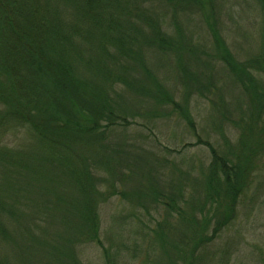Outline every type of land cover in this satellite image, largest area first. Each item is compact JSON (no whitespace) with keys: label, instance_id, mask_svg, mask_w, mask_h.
I'll list each match as a JSON object with an SVG mask.
<instances>
[{"label":"rangeland","instance_id":"obj_1","mask_svg":"<svg viewBox=\"0 0 264 264\" xmlns=\"http://www.w3.org/2000/svg\"><path fill=\"white\" fill-rule=\"evenodd\" d=\"M185 7L175 20L171 7L162 8L167 30L179 39L180 61L173 51L147 50L155 77L136 70L130 88H117V110L126 120L111 131L99 165L107 179L100 183L105 193L96 203L102 242L82 239L80 220L69 221L70 214L57 207L56 195L67 184L48 195V207L36 208L32 192L21 188L24 180L2 175L0 182L11 184L9 202L21 203L31 233L22 232L17 241L0 237V255L8 264H67L70 258L82 264H264V103L257 96H264V0H210L196 13ZM220 46L233 62L250 66L258 93L230 69ZM158 84L176 105L156 100L152 88ZM248 131L250 146L260 142L248 187L232 220L211 240L193 245L189 237L201 223L205 226L209 218L207 236L215 226L214 205L206 201L213 160L206 143L218 154H237L247 149L240 139ZM11 135L20 146L28 142L24 134ZM33 179L26 181L27 190H36ZM162 196L175 199L184 215ZM35 198L44 201L38 194ZM36 214L44 219H32Z\"/></svg>","mask_w":264,"mask_h":264},{"label":"trees","instance_id":"obj_2","mask_svg":"<svg viewBox=\"0 0 264 264\" xmlns=\"http://www.w3.org/2000/svg\"><path fill=\"white\" fill-rule=\"evenodd\" d=\"M209 2L0 0V177L24 180L21 188L32 192L31 204L36 208L48 207V195L52 198L59 186L67 184L68 189L56 195L57 207L70 214L69 221L80 220L85 231L82 239L100 244L96 203L105 193L100 183L107 179L100 174L99 165L103 164V150L110 146L111 131L126 120L117 110V88H130L136 70L155 77L149 71L147 50L173 51L180 61L179 39L167 30V14L162 8L171 7L175 20L182 6L196 13ZM220 47L230 69L239 74L249 90L258 93L250 66L233 62L230 51ZM152 89L160 104L176 105L173 95L160 92V84ZM257 96L264 103V96ZM10 134L14 139L24 134L28 142L20 146L9 139ZM249 135V131L243 132L240 139V145L247 149L233 155L218 154L212 144L206 143L213 154L205 182L206 201L214 205L215 226L207 236L209 218L205 226L201 223L189 237L195 240L193 245L208 241L232 220L238 200L248 187L255 167L253 157L260 145L250 146ZM33 177L36 190H27L26 181ZM7 186L11 184L0 182L5 190H0V237H15L17 241L22 232L30 237L22 205L9 202ZM20 190L14 193L19 196ZM37 194L44 201L37 203ZM162 198L184 215L183 206L175 199ZM31 218L44 219L38 214ZM0 264H8L2 255ZM67 264L82 263L70 258Z\"/></svg>","mask_w":264,"mask_h":264}]
</instances>
